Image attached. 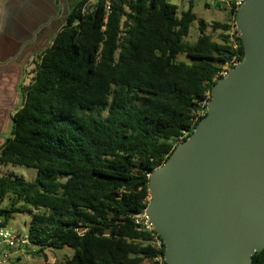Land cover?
Segmentation results:
<instances>
[{"label": "trees", "instance_id": "trees-1", "mask_svg": "<svg viewBox=\"0 0 264 264\" xmlns=\"http://www.w3.org/2000/svg\"><path fill=\"white\" fill-rule=\"evenodd\" d=\"M91 1L71 8L20 86L0 166L36 169L37 178L0 175V218L31 215L27 234L42 264H157L164 250L132 217L149 204L150 173L206 115L223 68L243 60L239 32L237 49L229 34L238 7L231 0V20L209 25L193 1L181 12L169 0ZM65 248L70 257L49 262L47 250ZM252 264H264V253Z\"/></svg>", "mask_w": 264, "mask_h": 264}, {"label": "water", "instance_id": "water-1", "mask_svg": "<svg viewBox=\"0 0 264 264\" xmlns=\"http://www.w3.org/2000/svg\"><path fill=\"white\" fill-rule=\"evenodd\" d=\"M235 26L244 58L212 87L206 115L149 175L147 216L165 264H252L264 253V0Z\"/></svg>", "mask_w": 264, "mask_h": 264}, {"label": "crops", "instance_id": "crops-1", "mask_svg": "<svg viewBox=\"0 0 264 264\" xmlns=\"http://www.w3.org/2000/svg\"><path fill=\"white\" fill-rule=\"evenodd\" d=\"M59 5V0H0V146L11 129L5 122L10 119L12 123L22 102L24 68L37 56L39 42L47 41L48 35L52 41L55 36L53 26L59 20L55 17Z\"/></svg>", "mask_w": 264, "mask_h": 264}, {"label": "rangeland", "instance_id": "rangeland-1", "mask_svg": "<svg viewBox=\"0 0 264 264\" xmlns=\"http://www.w3.org/2000/svg\"><path fill=\"white\" fill-rule=\"evenodd\" d=\"M193 1V12L197 15L199 19H204L209 25L215 21L226 23L230 21V13H229V7L227 8H218L217 6L210 7L208 0H192ZM61 5H59V14L55 17L59 18V20L55 19V23L53 26V35L56 34L57 30L61 28V26L64 24L66 17L68 15L69 9L73 8V6L78 2V0H59ZM67 2H69V5H67ZM96 0H92L91 3L88 5H93ZM170 3L175 4L179 6V12L188 10L189 6L191 5L190 2L182 1V0H169ZM198 23L195 22L191 26V33L189 37L187 38V41L194 42L198 38V29H197ZM220 31L218 32H211L214 40H219ZM52 37L48 35L47 41L39 42L38 44V52L37 55L40 54L44 48H46L52 41H50ZM35 58V57H34ZM36 59V58H35ZM31 61V60H30ZM28 64V63H27ZM33 69V70H32ZM34 71V65H32L29 62V65L27 68H24L23 71V77H22V83L28 84L31 80V77L33 75ZM6 123L7 129L10 128L11 121L8 119ZM2 123H0V126ZM10 135H7L6 138H8ZM9 173H13L14 176L22 178L26 181H34L37 178V170L32 168H25V167H5L0 166V175H6ZM8 202V201H7ZM7 202H4L2 206H5ZM31 221V215L28 213H18L14 214L12 218L9 220V228L17 233L20 234H27L29 223ZM48 260L50 263L53 262H63L65 259L70 257L72 255V250L65 248L63 250H47L46 251ZM37 255V252L34 253ZM11 260L7 264H42L44 262V259L41 256H31L26 255L20 258L19 260Z\"/></svg>", "mask_w": 264, "mask_h": 264}, {"label": "built area", "instance_id": "built-area-1", "mask_svg": "<svg viewBox=\"0 0 264 264\" xmlns=\"http://www.w3.org/2000/svg\"><path fill=\"white\" fill-rule=\"evenodd\" d=\"M191 2L192 0H182ZM245 0H236L234 4L239 8ZM210 7L212 6H231L233 2L231 0H208ZM109 5V1L107 2ZM237 28L236 26L232 27L229 34L231 35V40L234 43L235 49H237V44L234 41V37L236 34ZM239 61L233 58L230 64H227L223 71L220 73L222 77H225L230 69L235 67ZM184 137H181V139ZM134 225L139 227L141 230L147 232L152 237V247L161 252L164 250V243L160 236L154 229L152 222L147 216L146 209L143 212L134 215L132 217ZM36 249L33 248L31 240L28 234H20L12 231L8 225H3V221L0 218V264H7L11 260L20 259L23 256L31 255L35 253ZM157 264H165L164 256L162 254H158L155 258Z\"/></svg>", "mask_w": 264, "mask_h": 264}]
</instances>
